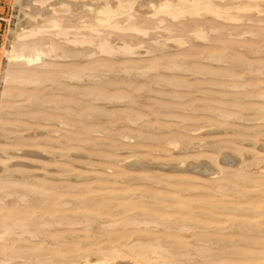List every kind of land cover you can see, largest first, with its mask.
Segmentation results:
<instances>
[{
    "label": "rangeland",
    "instance_id": "rangeland-1",
    "mask_svg": "<svg viewBox=\"0 0 264 264\" xmlns=\"http://www.w3.org/2000/svg\"><path fill=\"white\" fill-rule=\"evenodd\" d=\"M14 1L17 0H0V188L9 186L8 191L14 193L4 197L3 202L0 203V211H6L4 219L9 220L17 214L29 219L38 218L36 213L43 210L42 208H47L49 211L47 210L46 214H49L51 209L55 210V203L63 199L77 200L76 202L79 204H74L73 207L66 206V208L64 206V210L86 207L87 201L94 202L93 208L101 205L107 206L113 200L121 201L118 202L120 205L126 204L125 197H117L109 193H112L114 189H119L114 192L124 191L130 184L140 185V189H151L153 192L161 189L159 190L160 195H166L165 197L168 198L164 200L168 202L175 201L173 197L178 194L177 189L182 190L186 186L195 187L194 185H196L197 187L198 185L200 187L195 188L197 191L185 194L187 201H201V204L198 203L193 207L188 206L187 216L190 215L202 223L203 219L204 223H211L205 222L206 217L199 218L194 215L200 210L199 207L204 209L200 211L206 212L208 209L212 210L211 206L215 204L220 206L221 201L224 204V201L227 200L224 205H236L235 203L240 201H233L234 198L225 193H221V195H219L220 192L215 193L218 194L216 196L213 194L214 192L210 194L208 189L209 193H207L205 186L210 189L211 183L220 180L221 182L228 180V183H232V178L238 176L239 179L246 180H242V184L239 186L244 188V192L251 193V183L264 182V163L262 162L264 159L263 13H260V16L255 12L247 14L244 16L247 21L243 18L237 24L225 22L223 24L225 27L220 32L210 33L212 41L208 44L191 37L190 44L179 48L174 42H165L163 38L165 36L160 37V34H164L162 31H155L159 33L157 40L160 43H166L164 49L157 47L151 37H146L143 47L136 49V53L130 58L143 62L148 60L151 55L146 51L151 47L157 49L156 56H172L184 50V53H181L183 56L177 60L181 63H196V65L200 62L208 66L211 71L210 75L202 76L180 71L167 72L162 70V67H159L158 71H149L145 74L136 70H131L128 73L117 71L122 67L120 63L131 65L132 61H130L131 63L126 61V56H115L110 59L106 55L97 53L95 47L73 46L66 43L64 38H54L48 33L44 35V41L54 40L61 47L60 52L65 51L68 55L74 52L77 57L62 59L56 58L52 54L44 58L46 65L44 68L36 67V70L41 71L38 72V75L42 74L43 79L51 77L53 74L52 77L61 81V84L59 81L54 83L44 81L40 85H19L5 82V70L9 69V62L4 50H10L13 38L11 33L17 25L25 18H29L32 23L37 24L42 20V13L36 12L35 9H27L28 16L25 17L20 4L17 2L15 4ZM55 1L51 0L42 7H37L46 11V5ZM140 1L138 0V2ZM262 8L264 9V5ZM148 9H152L151 5L142 4L139 8L143 12L150 11ZM77 13L79 11L75 14ZM82 15L85 16L86 13L80 12L79 15L73 17L74 19L70 15L62 14L64 16L62 19L65 25L74 23L79 26L86 19L84 17L81 19ZM249 18L252 22L248 20ZM229 31L240 34V36H230ZM247 31H253L256 36L242 33ZM156 33H152V35ZM111 37L115 39V37ZM224 45L227 47L234 45L235 49L217 50ZM200 49L205 53L207 51L223 53L222 55L226 57L225 62L201 61L202 52ZM94 52H96L95 55L88 56L89 53ZM192 53L193 55H191ZM121 60L123 62H120ZM90 61L99 64L109 63L108 66L111 67V70H100L97 72L99 75L97 78L89 80L87 77H83L76 82L67 80L63 73H57L58 70H65L71 65L76 68L82 64L80 67H83L87 65V62L90 64ZM157 74H159L158 77ZM221 81L222 83H220ZM4 92L10 93L12 98L3 96ZM260 93L262 96L258 97ZM220 114H228L229 117L222 118ZM233 114L236 116L234 117ZM61 120L67 124H61ZM170 143H177V145ZM226 157L234 160L235 163L223 162ZM256 158L262 160L256 161ZM199 163H207L216 172L224 170L227 174L225 176L212 174L206 178L207 176L204 177L192 171L194 165H199ZM136 164L144 167H138ZM189 164H192L193 168ZM201 177L202 180L205 178L211 183L203 180L204 183L200 180ZM100 184L103 185L102 188H99ZM22 187H26L25 189L29 191V202L18 200L15 194L19 193ZM193 187H190L191 190ZM105 188L109 191L111 189V191H107L109 195L103 196L100 193ZM199 189H201V193L198 191ZM203 190L205 193H202ZM169 191L173 194H170L172 199L168 196ZM62 192L67 193L62 194ZM45 195H50V199H46V202L43 201L41 204L39 201L45 198ZM93 196L96 197L93 198ZM188 196H192V198L190 197L188 200ZM202 196L205 198H201ZM36 199L38 201H35ZM32 201L35 205L31 204ZM222 204L221 206H224ZM43 212L46 211L43 210ZM214 214L220 215L218 212ZM239 216L242 218L244 215ZM207 220L215 222L210 218ZM117 230L107 229L106 232L117 233ZM206 232L211 234L208 230ZM196 233L190 235V233L174 232L178 239L180 237L179 242H184L185 245L195 242L192 237H195ZM200 233L204 235L205 231H200ZM212 233L214 237H225L222 240L226 241V244L221 243L222 247L218 246V252L215 251L217 247L205 245V252L202 255H210L209 252L215 251L214 253L218 256L210 255V258L212 256L215 258L212 257L210 261L209 258L206 259L209 261L207 263L203 260L204 258L202 261L205 263L200 261V258V260L194 259L195 261L191 260L193 261L191 263H187V261L183 264L199 261L202 264H212L211 262L215 264V261L216 264H260L264 262V240H262L264 237L239 230ZM68 234L70 233L68 232ZM217 234L219 235L215 236ZM76 238L70 241L66 240V242L62 240V244L71 247L67 250L78 249L79 244L76 241L79 242V235L78 240ZM7 239L6 242H1V245L17 250H20V244L32 249H38L37 244H41L39 239L31 240L25 236L19 238L13 235L8 236ZM229 239L239 241L236 243L227 242ZM26 240L30 244H27ZM190 240L194 242L192 243ZM44 241L51 240L47 238ZM96 243L97 241L93 244ZM198 244L195 243L194 246L201 249L198 248L200 245ZM42 246L45 245H39V247ZM51 248L55 251L58 250L57 252L65 250V248L57 250L54 247ZM206 248L213 251L208 250L207 254ZM229 251H235L237 254L230 252L233 255H229ZM67 257L70 256L65 255V258ZM90 259L94 260L96 257H90ZM31 260L28 261L29 263L23 260L15 261V264H23V262L35 264L37 261Z\"/></svg>",
    "mask_w": 264,
    "mask_h": 264
},
{
    "label": "bare ground",
    "instance_id": "bare-ground-1",
    "mask_svg": "<svg viewBox=\"0 0 264 264\" xmlns=\"http://www.w3.org/2000/svg\"><path fill=\"white\" fill-rule=\"evenodd\" d=\"M16 2L20 4L19 6L21 7L23 16L25 17L28 16L27 9H35L36 12L42 13V20L40 22H37V24L32 23L29 18H25L19 25H17L16 29L11 33L13 38L11 37L12 43L10 50H4V54L6 55L9 62V69L5 70L6 75L4 74L5 82L16 83L19 85H40L44 83V81H48L51 83L56 82L57 79H55V77H52L54 76L53 74H51V77L43 79V77L41 76L42 74L38 75V72L41 71L36 70V67L44 68L46 66L44 64V58L52 54L54 57L62 59L68 57H77L74 52H72L71 54L69 53L71 56L66 54L65 51L60 52L61 47L58 43L54 42V40H50L49 42L44 41V35L48 33L54 38H64L66 43H70L73 46L89 45L95 47L97 53H101L103 54V56L106 55L110 59L115 56H126V61H132L131 65H124L125 63H120L122 67L117 71L128 73L131 70H136L142 71V73L145 74L149 71H158L159 67H162L161 69L167 72L180 71L185 73L199 74L202 76L210 75L211 71L209 70L208 66L201 64L200 62L198 65H196V63H181L179 60H177L180 56H183V54L181 53H184V50L172 56H156L155 52H157V49L151 47L146 51L149 55H151L149 56L150 58L148 60H144L143 62L142 60H131L130 58L136 53V49L143 47V44L145 43L144 38L146 37H151V39L154 40V44L157 47H161L162 49H164V47L166 46L165 42L169 41L174 42L179 48L185 47L186 45L190 44L189 39L191 37L208 44L212 41L210 33L220 32L221 29H224L225 25L223 24H225V22L237 24L238 21H242L241 19H243L244 16H247V14H252V12L257 13L256 15L259 14V16L260 13L264 14V9L262 8V5H264V0H141L140 2H138V0H56L55 2L46 5V11L40 9L39 7H42L47 2H51V0H17ZM142 4L151 5L152 9H148L150 11L147 12L140 11L139 8ZM78 11L79 13H86L85 16L82 15L81 17V19L83 17L86 19L79 26L74 25V23L65 25V22L62 19V17L64 18V16H62V14L70 15L73 18L76 15H79V13L75 14ZM29 16L30 18H32L31 15ZM66 19L68 18L66 17ZM248 20H250V18ZM250 22L252 21L250 20ZM155 31H162L164 33L163 35L160 34V37L165 36L163 37L165 39L164 43H160V41L157 40V37H159V33H156ZM152 33L156 34L152 35ZM242 33H248L256 36L253 31ZM229 35L240 36V34L232 31H229ZM111 36L115 37V39H112ZM226 49L234 50L235 47L234 45H232L231 47H227L224 45L220 46V48H217V50L220 51ZM200 52H202L200 58L201 61L206 60L216 63L225 62V55H222L223 53H220L219 51H207L205 53L200 49ZM95 54L96 52L89 53L88 56L90 57ZM191 55H193V53ZM120 62H123V60H121ZM89 63L90 64H88L87 62V65L83 67H80L82 65L81 64L76 68L70 64L71 67L68 66L69 68H65V70L56 71L58 74H65V78L67 80L76 82L83 77H87V79L89 80L95 79L99 76L97 72H99L100 70H111V67L108 66L109 63L99 64L97 62V64L94 61H90ZM46 72L48 71L46 70ZM156 76L158 77L159 74H157ZM153 78L155 77L153 76ZM60 82L61 81H59V83ZM220 83H222V81ZM4 94L3 96L12 98V95L10 93L4 92ZM102 94H99V96H102ZM261 96L262 94L260 93L258 97ZM262 97H264V95ZM227 115L220 114V117L223 118ZM60 123L63 125L67 124L62 120ZM172 145H177V143H173ZM228 157L224 158L223 162L228 164L235 163L234 160H231ZM259 160L262 159L256 158V161ZM262 162L264 163V159L262 160ZM136 165H138V167H144L143 165ZM189 165L190 167H192V164ZM192 171L204 177L207 176L206 178H209V175L212 174H222L224 176L227 174L224 170L216 172L210 166H208L207 163H199V165H194ZM239 178L238 176H234V178H232V183L230 181V183H228V180H222V182L221 180H217L218 182L211 183L207 179L203 178V180H207L211 183L210 189L202 185L204 188H206V191L208 189L210 194L211 192H214L213 194L220 192L219 195H221V193H225L228 196L234 198V200L232 199L233 201H240L238 203H235L236 205H224L227 200L224 201V204H222L223 202L221 201L220 206H217L216 204V206H211L213 212L210 209H208V211L206 212L200 211L204 209L202 207H199L198 209L200 210L194 213V215L198 216L199 218L206 217L205 222L208 221L211 223H204L203 218L202 223L197 219L190 217V215L187 216L189 205L193 207L198 203L201 204V201H190L189 199L190 197L192 198V196H188L189 201L185 200V194L191 193L190 191H192L193 193V191L196 190L195 188L198 189L200 187H198V185L196 187V185L194 184L193 185L195 187L191 185L188 187L186 186L187 189L186 187L182 190L177 189V191L179 192L176 197H173V199L175 200L173 202L164 200L168 197H165L166 195L164 196V194H162L163 196L160 195L159 190L161 189H156L159 193L158 195V193H155L157 192L155 191V189H153L155 191L153 192L151 191V189H140V185L130 184L126 187L125 190L122 189L124 191L114 192L116 190L114 189L112 190V193H109L111 189L109 191L105 188L104 190L102 189L103 191L101 190L100 193L103 196L112 194L117 197H125V200L127 201L126 204L120 205L119 203L121 201H118V203L116 200H113L112 203L108 204L107 206L101 205L97 208H93L92 206L94 202L87 201L86 207L64 210L66 206L73 207L74 204L76 205L77 200L74 201L72 199H63L56 202L55 206L53 205L55 207L54 211L51 209L49 214H46L48 213V209L42 208L46 212H43V210L40 209L41 211L39 210L40 212L36 213L39 217L32 219L17 214V216L13 215L14 217L6 220L4 219L6 211H0V264H12V262H14L15 264V261L22 260L28 262L31 259L37 260L35 264H88L92 262H94L95 264H176L178 262L179 264H183L187 261V263H191L193 262L191 260L194 259L200 260V258V261H202V259L204 258L203 260H205L207 263L211 260L212 257L215 258V256H212L211 258L209 256L213 254L216 255V253L214 252H218V246L220 247L221 243L223 244L226 242L222 240L225 237H220L221 239L219 237H214L212 236V232L221 233V231L239 230L240 232H251V234L255 236L264 237V182L251 183L252 192L246 193L243 191L244 188L242 189V186H239L242 184V180L244 179ZM260 179L261 181H263L262 178ZM200 180H202V177ZM210 180L212 179L210 178ZM197 182H199V180H197ZM203 182L205 183V181ZM101 186L103 187V185L100 184L99 188H102ZM190 187H193L192 190ZM25 188H20L21 191L15 194L18 200L22 202H29L28 199L30 197V194L29 191ZM8 190L9 186L2 189L0 188V203L3 202L4 197L14 194ZM117 190L119 191V189ZM198 191L200 192L201 189H199ZM208 191L207 193H209ZM66 193L62 192V194ZM202 193H205V191L203 190ZM170 194H172V192L169 191V197L171 196ZM215 195L217 196L218 194ZM58 197L60 198V196ZM95 197L96 196H93V198ZM218 197L216 198L219 199ZM201 198H205V196H202ZM216 198L213 197L212 199ZM46 199H50V195H45V198H43L39 202L42 204V202ZM35 201H38V199H36ZM31 204L35 205L33 201L31 202ZM205 204L207 205V203ZM221 204L224 206H221ZM35 209L38 210V208ZM29 212L32 213L31 211ZM215 212H218V214L220 215H213V213ZM239 215L244 216L241 218ZM207 218L213 219L215 220V222L212 223V221L207 220ZM2 219L4 220L2 221ZM107 229L118 230L117 233H112L113 230L112 232H106ZM207 230L210 231L211 234L209 232H206ZM200 231H205V234H201ZM68 232L70 234H68ZM174 232H178L179 234L190 233V235L197 232L195 234L196 238L191 236L195 242L190 240L192 241V243H194L191 244L190 242L185 245L184 242H179L180 237L178 239V237L176 236L177 234H174ZM13 235L19 238H23V236H25L30 238L31 240L39 239L41 241V244L49 247L45 248V246H42V249V247H39V245L41 246V244L38 243V247L36 246L38 249H32L20 244V250H17L10 248V246L8 247L3 244L1 245V242H6L9 239H7L8 236L11 237ZM78 235L79 242L76 241V243L79 244L78 249H72L73 251L67 250L71 247H67V245H65L64 243L62 244V240L66 242V240L70 241L71 239L76 237V240H78ZM196 235L200 236L198 237ZM218 235L219 234L215 236ZM47 238H49L51 241H44V239ZM256 238L258 239L259 237ZM28 241L27 244H30L28 243ZM95 241H97V243L93 244ZM238 241L230 239L227 240V242L231 243H236ZM195 243H199L200 245L198 244V248L201 249H197V246H194ZM247 243L249 242L247 241ZM205 245H209L212 247L214 246L213 248H217L215 251L206 248L207 254L209 251L213 252H209V254L211 253L210 255H202L203 252H205ZM51 247L56 248V250L65 248V250L63 249L64 251L60 250L61 252H57L58 250L55 251ZM18 251L19 253H17ZM20 251H22L23 254H21L22 252L20 253ZM230 252L237 254V252L235 251H229V255H233ZM261 254L263 255V253ZM65 255L70 257L65 258ZM90 257H96V259L91 260ZM206 259H208L209 261ZM200 261L194 263L202 264L200 263ZM205 261L202 262L205 263ZM211 263L213 264L214 262ZM23 264H25V262H23ZM260 264H264V262H261Z\"/></svg>",
    "mask_w": 264,
    "mask_h": 264
}]
</instances>
